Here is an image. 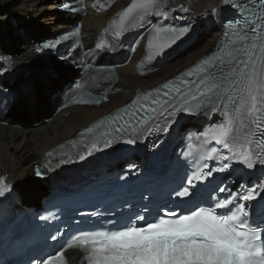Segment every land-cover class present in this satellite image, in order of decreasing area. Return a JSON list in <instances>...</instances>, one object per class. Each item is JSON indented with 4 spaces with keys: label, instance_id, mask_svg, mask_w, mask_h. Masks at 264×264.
I'll return each mask as SVG.
<instances>
[{
    "label": "snow or ice",
    "instance_id": "obj_1",
    "mask_svg": "<svg viewBox=\"0 0 264 264\" xmlns=\"http://www.w3.org/2000/svg\"><path fill=\"white\" fill-rule=\"evenodd\" d=\"M248 0H222L220 9L215 10L219 15L225 8H230L236 15L230 18H223L222 24H227L231 28L235 24L240 35L241 42L245 40L264 41V3H261V11L257 16L251 13L247 6ZM157 0H131L127 7L122 9L121 24L125 20H131L135 15L142 16L143 24L146 25L148 18L152 15L167 17V10L162 13L157 11ZM65 10L71 11L67 5ZM231 21L229 23L228 21ZM243 21V27L240 25ZM185 25L182 29L175 32V38L166 47L170 48L177 42L186 39L192 32L193 28ZM175 31V30H174ZM249 33L251 35H249ZM121 36V32L116 33ZM59 44L47 43L43 47L35 48L38 55L51 52ZM235 44V41L233 42ZM252 47L256 45L253 42ZM241 49L222 52L208 62L204 79L199 84L194 81H184L185 85H195L196 94L184 93L180 87L176 88L175 94L169 91L163 93L166 99L152 100L153 107L141 109L144 115L141 116L138 123H145L151 114L159 112L161 115L166 114L165 124L167 127L157 128V131L167 133L168 136L177 135L181 138L187 131L185 122L194 116L207 115L226 109L235 100L234 93L240 77L254 64L251 56L248 61H241L237 58V52ZM243 65V67H238ZM0 67H3L0 64ZM15 70L7 69L6 72H0V76ZM67 60L55 55L49 56L41 67V80L47 84L55 86L66 75L68 71ZM254 68L252 71L254 72ZM252 76L249 75L251 81ZM79 87V84L76 85ZM167 87V85H165ZM43 102V96L33 94L30 89L16 92L11 89L5 91L0 89V109L14 108L19 104L26 106H39ZM179 104V107L176 105ZM210 106V107H209ZM256 98L252 97V108L255 109ZM204 109L201 113L200 110ZM130 115L135 116L136 113ZM120 119H124L121 117ZM118 121H114V124ZM124 126L115 128L117 133L123 131ZM151 132V129H149ZM228 135V129L221 126L220 132L214 137L217 144H222L224 149H229V144L225 142ZM159 138V137H158ZM134 140H128L126 143H134ZM113 141L108 139L104 143L105 148H112ZM216 152V149H213ZM88 155H92L91 152ZM259 162L264 164V154L259 155ZM81 159H84L82 156ZM222 164L218 168H209L207 163L203 165L204 171L194 172L191 176L187 173L180 179V182L172 189L176 196V204L185 205L177 213L172 209L161 211L157 209L156 215L151 217L149 222L148 211L144 216L137 215L134 217L136 224L130 226L132 221L127 224H114L117 230L103 232L94 236L90 240H81L82 245H90L88 251V264H264V228L260 229V236L257 237L255 232L250 234L247 227V221L244 217L247 213L243 207L239 208L231 215L220 214V211L227 213L231 211L234 201L239 199L238 194L228 193L227 197L220 200L219 197L212 199L209 194L206 201L194 203L195 189L204 188L210 182L209 178L215 179L214 173H226L232 167L228 163V158H221ZM246 165L247 169H253L254 161L250 155H241L238 158ZM36 176H42L43 173L36 172ZM185 181L187 183L185 184ZM195 181V184H194ZM5 183L0 178V197L6 195L2 185ZM219 191L221 194L227 191L226 188L217 187L213 191ZM12 188L8 189V193ZM251 199V195L246 197ZM207 204V206H202ZM187 205H191L187 207ZM42 220L47 217H41ZM103 227V225H100ZM56 239L55 236L52 237ZM259 239L261 245L257 246L255 241ZM71 248L72 246L69 245ZM83 256V252L80 253ZM41 259H43L41 257ZM44 264H50L44 261Z\"/></svg>",
    "mask_w": 264,
    "mask_h": 264
},
{
    "label": "bare ground",
    "instance_id": "obj_2",
    "mask_svg": "<svg viewBox=\"0 0 264 264\" xmlns=\"http://www.w3.org/2000/svg\"><path fill=\"white\" fill-rule=\"evenodd\" d=\"M44 1L0 0V44L4 45L6 42L9 43L14 40L11 36V29L14 24L21 23L20 26L27 30L21 39L22 42L19 44L17 52L7 61V69L15 66V70L9 72L10 80H14L10 84L11 88L16 92L27 88L33 94L43 96V102L39 106H27L29 116H39V113L48 108L47 97L52 99L51 103L54 107L49 120L47 119V121L30 130L14 127L11 125L12 123L0 122V176H6V181L16 188L18 187L23 193L32 187L37 190L36 186L39 184V180L33 176V166L40 164L42 157L51 148L73 137L81 129L114 108L123 105L137 92L163 82L193 64L197 58L210 50L224 28L221 23L224 12L221 11L219 15L215 12V10L220 9L221 0H167V6L172 8V15L177 21L182 23L196 21L199 25L202 24L199 28L202 30V34L194 33L191 45L174 51L162 61L158 69L140 73L137 70V64L144 52L143 39L131 60L114 69L117 78L111 92L107 94V100L94 105L75 104L55 111L58 100L56 96H51L57 87L52 90L51 86L45 84L40 76L42 65L51 55L46 53L38 55L34 51L35 48L39 47L41 38L47 35L44 34V31H51L49 34L56 33L77 21L81 24L84 49H90L112 16L123 8L129 0H115L113 5L104 12L95 10L92 6L94 0H84L85 13L76 16H68L67 13L63 14L57 11V7L62 5L61 0H50L47 5H44ZM72 17L79 18L73 19ZM38 21L40 22L39 25H33ZM199 42L202 44L197 46ZM65 79L64 76L59 82ZM22 106L24 104H19L14 108H2L1 114L4 113L5 117V114L10 112V116H12ZM196 120L204 121L203 114L196 116ZM214 120L215 116L212 118V121ZM36 194L24 198V201L27 199V205H39V198L37 201ZM43 194L41 193V195ZM78 257L76 252H72L68 257V263L77 264Z\"/></svg>",
    "mask_w": 264,
    "mask_h": 264
},
{
    "label": "rangeland",
    "instance_id": "obj_3",
    "mask_svg": "<svg viewBox=\"0 0 264 264\" xmlns=\"http://www.w3.org/2000/svg\"><path fill=\"white\" fill-rule=\"evenodd\" d=\"M44 5H47V4H49L50 3V0H45L44 2ZM63 14H66V13H63ZM207 14H209V13H207ZM69 16V15H68ZM73 18V17H72ZM79 18V17H78ZM77 17H75V18H73V19H78ZM188 21V20H187ZM20 24L21 23H19V24H14V26H13V28L11 29V36H12V38L14 39L12 42H9V43H4V45H2V44H0V50L2 51V48H4V49H6V50H9V51H7V52H5V53H7V54H9L11 57H13L15 54L14 53H16L17 52V49H18V47H19V44L22 42V37L26 34V32H27V30L24 28V27H21L20 26ZM40 24V22L38 21L37 23H35V24H33V25H35V26H37V25H39ZM197 25H198V29H196V31L194 32V33H196L197 35L198 34H202V30H199V28H200V25H202V24H200L199 25V23H197ZM27 27H31V26H27ZM67 28H69V26L67 27ZM66 28V29H67ZM51 31H47V30H45L44 31V34L46 33V34H49ZM195 34V35H196ZM10 36V37H11ZM6 40V39H5ZM39 41V40H38ZM37 41V42H38ZM193 40H190V42L189 43H187L185 46H187V45H191L193 42H192ZM36 43V42H35ZM202 44V42H199L198 44H197V46H200ZM11 45V46H10ZM184 46V47H185ZM10 48V49H9ZM183 48V47H182ZM3 52V51H2ZM4 53V52H3ZM105 60V57L104 56H102L101 58H100V60ZM101 60V61H102ZM159 68V67H158ZM157 68V69H158ZM72 69V70H71ZM74 70H76V69H73L72 68V66L70 67V69L67 71V73H66V75H65V77L66 76H68L69 74H71L70 72H73ZM72 75V74H71ZM70 76V75H69ZM11 78H9V81H7V83H9V84H12V82L14 81L13 79L12 80H10ZM71 79V77L69 78V80ZM48 86H51V89L53 90L54 88H56L57 87V85H55V86H52V85H48ZM51 97H54L53 95L51 96ZM51 101H52V99L49 97H47V100H46V103H47V106H48V108H46L45 110H43L41 113H39L40 115L39 116H36V117H32V116H29V114H27L28 113V108H27V106L26 105H24V106H22L21 108H19L18 110H17V112L14 114V115H12V116H10V112H8L7 114H5V117H4V120L6 121V123L7 124H11V122H13L11 125L12 126H14V127H18V128H23V129H27V130H30V129H32V128H34L35 126H37V125H39V124H41L42 122H45V121H47V118L46 119H43L42 117H44V115H47V114H49V113H52V110H54V107L52 106V103H51ZM56 106V105H55ZM42 116V117H41ZM50 118H48V120H49ZM5 123V124H6ZM22 192V194L20 193L19 194V196H20V198H21V201L23 202V203H27L26 201H27V199H25L26 201H24V198L26 197V198H28V197H32L34 194H35V189H34V187H32V188H28L24 193H23V191H21ZM36 197H37V194H36ZM37 201H38V198H37ZM36 201V202H37Z\"/></svg>",
    "mask_w": 264,
    "mask_h": 264
},
{
    "label": "water",
    "instance_id": "obj_4",
    "mask_svg": "<svg viewBox=\"0 0 264 264\" xmlns=\"http://www.w3.org/2000/svg\"><path fill=\"white\" fill-rule=\"evenodd\" d=\"M60 13H62V12H60ZM73 24H75L74 22L73 23H71V24H69V26H71V25H73ZM58 34V32H56V33H52V34H47V35H45V36H43L42 38H41V40L39 41V43H43V42H46V41H48V40H50V39H52V38H54L56 35ZM190 37L191 36H188L186 39H184L183 41H181V43H184V42H187L189 39H190ZM2 51L5 53V52H7V51H9V50H6V49H4V48H2ZM46 54H50L51 56L52 55H55V54H52L51 52H49V53H46ZM56 56V55H55ZM96 65H99V64H101V62H96L95 63ZM67 67H68V69H70V64L67 62ZM73 69H75V68H73ZM72 70V69H71ZM78 72H79V69H76V70H74L73 72H70L71 74H69L68 76H66V79L64 80V81H62V82H59L58 84H57V88L55 89V90H53V96H56V99L58 100L59 99V97L61 96V94L68 88V86H69V84L72 82V81H74L76 78H78ZM9 76H11L10 75V73L9 72H7V74L6 75H4V85H6V88H9V89H11V90H13L14 91V89H12L11 88V86H10V84L9 83H7V77H9ZM71 77V79L69 80V78ZM52 114H53V110H52V113H49V114H47V115H44V117H42L43 119H48V118H51V116H52ZM11 123H13V122H11ZM38 180V179H37ZM45 181V180H44ZM44 181H41V180H39V184L36 186L37 187V190H36V192H37V198H41L45 193H46V190H45V188H44ZM14 191L15 192H17V193H19V192H21V190H19V188L17 187H15L14 188ZM41 193H44L43 195H41Z\"/></svg>",
    "mask_w": 264,
    "mask_h": 264
},
{
    "label": "trees",
    "instance_id": "obj_5",
    "mask_svg": "<svg viewBox=\"0 0 264 264\" xmlns=\"http://www.w3.org/2000/svg\"><path fill=\"white\" fill-rule=\"evenodd\" d=\"M35 194H36V190H35ZM35 194H34V195H35Z\"/></svg>",
    "mask_w": 264,
    "mask_h": 264
}]
</instances>
